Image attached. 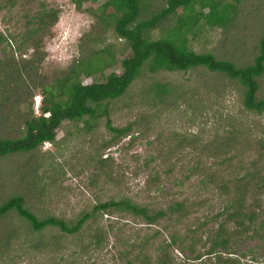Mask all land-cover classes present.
<instances>
[{
    "label": "rangeland",
    "instance_id": "rangeland-1",
    "mask_svg": "<svg viewBox=\"0 0 264 264\" xmlns=\"http://www.w3.org/2000/svg\"><path fill=\"white\" fill-rule=\"evenodd\" d=\"M102 1L86 0L78 10L71 0H13V5L0 0L4 37L0 42V137L18 135L21 118L40 112L39 88L31 98L32 111L24 94L20 104L7 108L14 87L12 70L4 61L10 56H30L31 48L16 47L23 42L28 16L40 5L57 14L40 41L42 60L29 63L35 82L61 76L81 53L84 36L99 31L102 34L92 45L108 47L114 54V63L104 74L120 73V60L129 50L110 28H97L94 16L85 11ZM142 1L145 13L165 3ZM238 12L227 28L201 26L187 33L189 47L236 65L249 63L264 31V0H240ZM150 34L158 37V28ZM85 44L83 52L88 41ZM11 63L15 67L22 62ZM98 79L93 75L82 82ZM154 81L167 82L169 93L156 96L149 89ZM257 83V97H263L264 71ZM35 96H39L36 109ZM106 109L107 115L95 119L63 120L55 129L54 141L43 142L34 151L0 156V203L21 195L24 207L38 218L52 215L71 221L96 203L127 199L163 210L164 217L146 224L119 209L96 211L77 232L67 234L49 226L34 231L9 211L0 217V264H125L138 251L153 260L159 253L157 246L171 237L176 244L166 252L172 264H208L222 250L214 236L223 210H229L228 198L236 191L231 184L245 174L253 176L242 195L244 214L252 210L255 216L253 231L243 229L245 224L239 226L229 240L228 255L239 258L240 264H264V203L256 208L262 199L256 183L264 169V146L260 145L264 111L254 113L242 106L235 81L203 69L142 72ZM106 118L115 128L125 127L126 134L108 130ZM175 201L184 204L179 212L170 211ZM233 225L237 224L229 222L228 229ZM179 240L188 246L186 250L178 245ZM212 246L213 253H206Z\"/></svg>",
    "mask_w": 264,
    "mask_h": 264
},
{
    "label": "trees",
    "instance_id": "trees-1",
    "mask_svg": "<svg viewBox=\"0 0 264 264\" xmlns=\"http://www.w3.org/2000/svg\"><path fill=\"white\" fill-rule=\"evenodd\" d=\"M11 1L13 0L9 3L13 5ZM84 1L86 0H71L78 10L81 9ZM239 2L240 0H165L163 6L145 13L146 9L142 0H103L95 8L88 7L85 11L94 16L97 28H110L118 38L123 40V47L129 50V54L120 60V73L111 71L104 74V69L114 63V54L108 47L96 48L92 45L97 41V36L102 34L99 31L95 35L90 34L91 36L85 34L83 41L85 43L88 41L87 49L83 52L86 44L82 42L81 53L69 64L61 76L53 78L50 82L44 79L35 82L29 63L42 60L41 54L43 53L38 52L40 41L54 23L57 14L55 10L40 5V8L28 16L29 19L25 22L24 31L21 34L23 42L16 47L31 48L30 56L19 59L10 56L4 60L12 70L11 83L14 87L13 97H9L10 99L6 101L9 104L7 108L20 104V98H23L24 94L30 99L31 110V98L35 89L39 88L42 96L38 106L40 112L38 115L30 112L21 118L22 127L18 135L0 137V156L34 151L43 142H53L55 129L63 120H80L84 116L95 119L107 115L108 102L120 97L142 72L155 74L160 71L185 72L203 69L210 73H217L236 82L241 89L242 106L246 110L254 113L263 112L264 96L257 97V77L264 71V31L257 39L256 52L250 56L249 63L243 65H236L234 61L216 57L208 51L196 52L188 45L187 33H194L201 26L227 28L232 25L239 13ZM178 8L180 12L176 13ZM164 24L165 28H162ZM156 28L159 30V36L152 38L150 32ZM19 34L15 33L14 36ZM1 40H4V37L0 34V42ZM11 62L22 63L14 67ZM93 75H98L101 79L82 82V78H90ZM149 89L156 96L160 94L164 96L169 93L170 85L167 82L154 81L149 84ZM105 126L116 134L125 135L127 132L125 127L111 126L108 118L105 120ZM260 145L264 146V140L260 142ZM252 177L250 174H245L231 184L236 191L228 198L229 210L228 208L223 210L224 217L216 226L214 236L215 245H219L222 250L216 252L215 259L208 264H240L239 258L228 255L227 246L239 226L243 227L245 224L243 229L253 231L255 216L252 210L247 211L249 214H244L242 196L244 188L252 185ZM257 183L258 194L262 195V199L257 200L256 208H260L261 202L264 203V191H262L264 169L261 174H257ZM183 208V202L175 201L170 211L179 212ZM114 209L137 216L146 224L156 223L165 215L163 210L149 209L145 205L127 199H109L94 204L89 211L80 212L71 221L52 215L38 218L24 207L21 195H12L0 203V217L5 216L9 211H14L26 220L34 231L49 226L71 234L77 232L96 211ZM231 221L237 225L228 229ZM174 244L176 242L171 237L162 247L157 246L159 253L153 260L143 251H138L125 264H172L166 250ZM178 245L185 250L188 248L180 240ZM214 247H210L206 253H213Z\"/></svg>",
    "mask_w": 264,
    "mask_h": 264
},
{
    "label": "built area",
    "instance_id": "built-area-1",
    "mask_svg": "<svg viewBox=\"0 0 264 264\" xmlns=\"http://www.w3.org/2000/svg\"><path fill=\"white\" fill-rule=\"evenodd\" d=\"M34 100H35V106L34 107L37 108L38 103H39V96H35Z\"/></svg>",
    "mask_w": 264,
    "mask_h": 264
},
{
    "label": "clouds",
    "instance_id": "clouds-1",
    "mask_svg": "<svg viewBox=\"0 0 264 264\" xmlns=\"http://www.w3.org/2000/svg\"><path fill=\"white\" fill-rule=\"evenodd\" d=\"M35 108V107H34ZM36 109V108H35Z\"/></svg>",
    "mask_w": 264,
    "mask_h": 264
}]
</instances>
